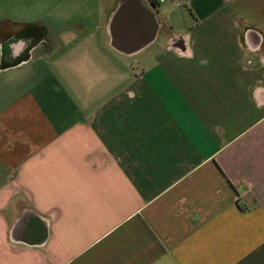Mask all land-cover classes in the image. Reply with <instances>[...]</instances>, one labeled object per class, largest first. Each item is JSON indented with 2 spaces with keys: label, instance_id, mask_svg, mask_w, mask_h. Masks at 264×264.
<instances>
[{
  "label": "crops",
  "instance_id": "1",
  "mask_svg": "<svg viewBox=\"0 0 264 264\" xmlns=\"http://www.w3.org/2000/svg\"><path fill=\"white\" fill-rule=\"evenodd\" d=\"M0 264H264V0H0Z\"/></svg>",
  "mask_w": 264,
  "mask_h": 264
},
{
  "label": "built area",
  "instance_id": "2",
  "mask_svg": "<svg viewBox=\"0 0 264 264\" xmlns=\"http://www.w3.org/2000/svg\"><path fill=\"white\" fill-rule=\"evenodd\" d=\"M158 3L165 2L166 0H156Z\"/></svg>",
  "mask_w": 264,
  "mask_h": 264
}]
</instances>
